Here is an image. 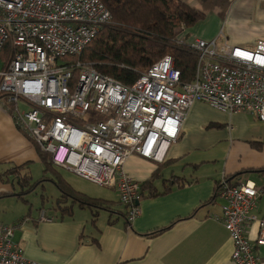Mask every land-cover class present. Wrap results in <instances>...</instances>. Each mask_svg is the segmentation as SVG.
<instances>
[{"label":"built area","instance_id":"obj_1","mask_svg":"<svg viewBox=\"0 0 264 264\" xmlns=\"http://www.w3.org/2000/svg\"><path fill=\"white\" fill-rule=\"evenodd\" d=\"M111 20L101 0H0V93L9 94L1 102L15 104L16 125L56 167L118 191L132 226L142 214L143 195L141 182L126 170L129 158L163 163L196 101L264 122V39L254 47L219 37L191 39L183 24L177 43L197 57L194 79L183 82L168 54L125 85L91 63L63 59L80 56ZM7 42L12 54L3 59ZM90 111L103 118L92 120ZM221 186V220L233 241V261L261 264L264 215L255 208L263 188L251 181L231 184L225 177ZM40 219L52 220L44 210ZM253 223L254 241L248 233ZM13 235L14 226L0 221V264H43L28 260Z\"/></svg>","mask_w":264,"mask_h":264},{"label":"crops","instance_id":"obj_2","mask_svg":"<svg viewBox=\"0 0 264 264\" xmlns=\"http://www.w3.org/2000/svg\"><path fill=\"white\" fill-rule=\"evenodd\" d=\"M182 1L205 15L187 28L188 38L219 37L245 47L264 39V0ZM1 101L0 221L14 226L13 240L28 260L43 264H236L231 257L233 241L221 220L225 201L215 195L219 181L239 171L245 172L232 182L251 181L263 188L255 211L264 215V171L260 170L264 168V122L248 112H223L205 101L192 105L163 163L139 155L129 158L128 173L141 184L151 179L158 193L144 191L142 214L131 227L119 197L93 196L66 177L75 189L110 201L108 208L95 214L92 208L75 204L71 214L63 215L52 202L48 209L43 206L35 213L26 195H18L20 184L1 175L13 165L27 164L31 173L34 164L44 169L39 146L16 125L13 111ZM41 209L51 221L40 219ZM257 227L253 223L248 228L252 241ZM258 254L264 264V246L258 247Z\"/></svg>","mask_w":264,"mask_h":264},{"label":"trees","instance_id":"obj_3","mask_svg":"<svg viewBox=\"0 0 264 264\" xmlns=\"http://www.w3.org/2000/svg\"><path fill=\"white\" fill-rule=\"evenodd\" d=\"M101 1L112 14L111 23L99 31L80 56H66L63 59H79L84 63H91L100 73L111 76L125 85H132L154 62L169 54L174 57L176 68L181 70L182 81L190 82L194 79L197 57L193 51L179 45L177 38L182 32L183 24L190 28L205 17L202 11L182 0ZM10 54H12V48L7 42L1 56L3 59H8ZM79 73V69L76 68L74 80L78 79ZM8 96L9 94L0 93V100ZM14 105L10 103L6 106L12 110ZM89 115L92 116V120L103 118L102 115H96L92 111ZM39 152L44 165L43 175L39 179L33 180L27 164L13 165L1 175L7 180L14 179L13 181L20 184L22 191L18 194L19 196L23 197L32 192L45 181H52L59 190L55 207L63 215L71 214L75 204L81 207L88 206L95 210V214L100 209L108 208L110 201L75 189L58 171L59 168L52 163L51 155L40 147ZM260 170L264 171V168ZM244 172L239 171L225 178L231 184H239V181L234 183L232 180L238 179ZM155 174L157 175L158 171ZM153 184L151 179L144 181L141 184L142 195L145 190H148L150 195L158 194L157 191H153L155 188ZM221 189V181H219L216 197ZM41 198L44 205V194ZM69 201L71 204L67 206ZM120 203L123 204L121 201ZM124 206L127 209L125 213L127 219L128 207ZM127 224L131 227L128 221Z\"/></svg>","mask_w":264,"mask_h":264},{"label":"rangeland","instance_id":"obj_4","mask_svg":"<svg viewBox=\"0 0 264 264\" xmlns=\"http://www.w3.org/2000/svg\"><path fill=\"white\" fill-rule=\"evenodd\" d=\"M0 66H1V61H0ZM21 107L26 108V106L23 104L21 105ZM58 171L62 173L63 176L66 177L68 181L71 182L75 180L76 184L83 187L85 191L91 193V195L93 196L103 197V198L106 197L108 199H115V200H117V197H119L117 196L118 192L116 194V192L108 186H101L89 182L87 180H84L76 176L72 171H69L64 168H59ZM31 174L33 180L39 179L43 175V166L39 164H34L32 166ZM71 183L75 184L74 182ZM43 185L45 186V188L42 187ZM42 194H44L45 196L44 205L42 203V198H41ZM58 196H59V190L52 181H45L42 184L38 185L32 192L26 194V198L30 200V203L33 206V211L35 213H38V209L41 208L42 206H45V208L48 209L52 205V202H55ZM118 200L120 201V198H118ZM119 206L124 208L123 204H120Z\"/></svg>","mask_w":264,"mask_h":264}]
</instances>
